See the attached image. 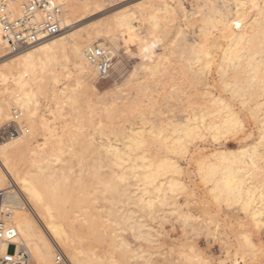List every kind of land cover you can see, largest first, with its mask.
Masks as SVG:
<instances>
[{"label": "bare ground", "instance_id": "obj_1", "mask_svg": "<svg viewBox=\"0 0 264 264\" xmlns=\"http://www.w3.org/2000/svg\"><path fill=\"white\" fill-rule=\"evenodd\" d=\"M57 1L62 5L58 34L9 55L0 46V123L11 118L13 109H19L28 129L0 142V190H6L7 200L15 208L13 224L19 244L37 264H57L56 244L65 248L71 264H153L145 245L155 244L157 237L145 216L163 222L166 212L178 210L174 197L186 191L180 157L194 163V174L207 185L211 196V236L222 253L221 258L213 257L217 264L227 259L231 264L237 260L239 264H264V233L256 227L264 212V0H230L233 6L226 1L225 7L220 3L226 9L212 4L209 14L198 4L186 6L185 0H106L121 4L109 18L92 21L91 31L86 33L74 30L76 23L102 9L105 0ZM161 9L178 11L187 24L200 21L197 25L202 35L195 41L181 23L176 24L174 37L164 45L169 46L168 51L163 49L152 61H143L142 74L133 71L129 83L144 91L149 79L171 75L170 56L175 52L183 59L176 67L182 75L179 86L202 85L200 92L196 89L200 101L188 95L182 115L167 112L172 113L167 116L159 109L155 110L162 113L159 116L144 107L145 112L131 96L123 97L128 103L125 109L91 104L84 96L94 88L92 80L97 75L85 50L105 47L101 40L117 46L108 21L122 39L128 36L141 41L143 49H148L159 38L155 33H168L160 21ZM10 10L18 15L19 4L13 3ZM173 19L175 16H169ZM232 21H239L241 27L234 28ZM219 22L225 27L221 34H213ZM41 97L49 102L44 111L39 106ZM133 109L137 113L132 114ZM96 114L99 118L93 120ZM101 117L110 123L104 126L107 121ZM234 118L243 125L239 132L234 131ZM57 120L61 127L54 126ZM68 121L72 123L66 124ZM206 137L211 141L209 153L198 145ZM151 145L168 154L150 159L144 151ZM117 154L124 163L117 164ZM86 171L102 188L104 204L96 203L97 196L88 201L91 191L82 188ZM234 179L242 183V198L252 204L247 213L239 206V196L232 197L229 206V182ZM217 198L222 203H217ZM177 215L186 226L192 217L179 210ZM102 223L108 228V248L115 260L95 245L83 246L86 232L103 238ZM124 230L138 242L131 245L121 235ZM190 254L180 259L185 264H200L202 258Z\"/></svg>", "mask_w": 264, "mask_h": 264}, {"label": "rangeland", "instance_id": "obj_2", "mask_svg": "<svg viewBox=\"0 0 264 264\" xmlns=\"http://www.w3.org/2000/svg\"><path fill=\"white\" fill-rule=\"evenodd\" d=\"M134 1L138 2L141 0H138V1L134 0ZM116 2H119V1H114V2H110V3H109V1H106V0L103 1L104 6L102 7V9H100L98 11H94L93 13L91 12V14L86 15L87 17L84 16L78 23H76V27L74 28V30H79V28H80L84 33L91 31L92 21L94 22L97 18L98 19L109 18L111 13L113 14V12L116 10V9L114 10V8H118V5L121 4L120 2L118 4ZM135 2H133V3H135ZM184 2H185L186 6H188V5L196 6L198 4L204 13L207 12L206 14H209V12H210L209 7H211L212 4H214L215 6H216V4H217V6L221 5V7L220 6L219 7L222 9H226V8L222 7V4L224 5L226 3H229L230 6H233V5H231V3L233 4V2H230V0H225V1L213 0V3L211 2V4H210V2L207 3L208 1L205 2V0H197V1L185 0ZM201 3H203V4H201ZM220 3H222V4H220ZM224 7H225V5H224ZM159 11L160 12H158V13L161 16L160 21H163V22H161V23H163V26H164L163 28L167 29L168 33H167V35L166 34L163 35V33L161 35L160 32L155 33V34H157V36H159L160 39L157 38L158 40L154 42V45L150 46L146 50L143 49L144 46L142 45L143 42H141V41L139 43H137L136 41L134 42V40L129 39L128 36H125L122 39L121 34L118 31V29L116 30V28L112 24V22L108 21L110 24V32H111L110 35L114 40L117 36L116 43H118V44H117V46H115V44L113 42H111L110 40H101V43H104V46L110 50L111 57H112V65L116 62H120V63H123L125 65V67L130 68L131 71H129L127 73V75H123L121 77V79L119 80V82H117L115 80L105 81L109 85L115 86L118 89L116 91H112L108 95H104L102 91L96 89L95 85L93 84L94 80H92V84H93L94 88H89V90L87 91L88 93L86 92L87 94H85V96H84L85 98L90 100L91 104H93V102H94V103L100 104V106H106L109 108H115L116 107V110L121 109V108L125 109L128 106V103L122 101L123 97L131 96L137 102H139L138 103L139 105L140 104L143 105V106H141L143 109L142 108H140V109L145 110L144 107L146 108V110L151 109L150 111H154V114H152V115L157 114L158 116H159V114L161 115L162 113H156V112L157 111L159 112V110L160 111L162 110V112H164V115L162 114V116H167L168 114H170L167 112H172L173 114L175 113V115L176 114L182 115V113H183L181 110L182 104L184 101H186V99L188 98L187 97L188 95H189V98L191 97L190 98L191 100L200 101L201 96H197L200 93L197 94L196 89H197V92H200V90L202 89V85H199L197 87L186 85V86H183V88L181 86H179L181 84V79L179 78L180 73H178V70H176V67H179L178 65L183 63V59L180 55H178V53L176 54L175 52L172 53V56H170L171 61H172L171 63H173L175 65V67H174V65H171V63L169 65L170 67H173V71L171 72V75H162L161 74L159 76H156L155 78L149 79L148 88L144 91L140 90L141 86L136 87V86H133V84L130 85V83H129V79H130L133 71L138 72L139 75L142 74L143 68L141 67L140 64L143 61H152L154 59V56H156L158 53H161V50H162V52H164V50L168 51L169 46H167L165 48L164 45L168 44L167 41L169 42V39L170 38L172 39V37H174L173 33L175 31V25L176 24L181 23L182 27H184L187 31L186 35H188L189 38H191L195 41H199L198 39L202 35V33L199 31V27L197 25V24L201 23L200 21H195L196 24L194 23L193 25H191V24H187L183 21V19L180 17V13L178 11H175V13L174 12L172 13L171 10H170L171 13L169 11H167L169 13H166V12H164L165 10L162 11V9ZM250 13H251V10L249 9L246 12V15L249 16ZM165 15H167L166 16L167 18L165 17ZM169 16L170 17L175 16V19L169 20ZM224 16H223V18H226V15H224ZM223 22H225V20ZM223 22H219V23L215 24V28L212 29L213 34L214 33L221 34V32L223 31V28L225 27V24ZM233 22L234 21H232V26L234 28H237L235 26V23H233ZM89 28H90V30H89ZM85 29H86V31H85ZM111 29H113L114 31L113 30L111 31ZM82 31H81V33H83ZM112 33H113V35H112ZM119 34H120V38H119ZM113 36H115V38ZM157 36H155V37H157ZM210 36H211V34L208 35L207 37L209 38ZM156 42H158V43H156ZM155 43H156V45H155ZM214 53H218V51L215 50ZM9 58H11V57H9ZM64 62L65 61H61V63H64ZM65 64L68 68L71 69L70 64H68L67 62H65ZM210 74H211V68H210ZM178 78H179V80H178ZM176 80L178 83L173 82ZM172 84H174V85L172 86ZM176 86L179 87L180 89H176L177 88ZM181 88L183 91L181 90ZM218 90H220V89H218ZM218 90L216 89L217 92H218ZM214 92H215V90H214ZM170 93H171V95H169ZM202 100H203V98H201V101ZM114 102L117 104H114ZM112 104H114L113 107H111ZM39 106H40V108L43 109L42 111H44V108L46 109V107L49 106V102L47 103V99L44 97H41ZM146 110H145V112H146ZM155 110H156V112H155ZM129 112H130V110H129ZM135 113H137V111L133 109L132 114H135ZM172 113L170 115H172ZM121 114H124V112ZM97 116L98 115L96 114L94 116L93 120H95V119L98 120L99 116L98 117ZM116 116L117 117L114 119V122L116 120H118V115H116ZM10 120H11V118L7 122H2L3 126L8 124ZM60 121L61 120H57L56 123L58 124V122H59V124L58 125L56 124L57 126L56 125H54V126L55 127H58V126L61 127L62 125H61ZM102 121L103 122L107 121V122L103 123L104 126L105 125L107 126V124L110 123L109 120H106L104 118H102ZM2 123H0V125H2ZM70 123H72V122H69V121L66 122V124H70ZM0 127H2V126H0ZM88 130H92V127H88ZM59 131H60V129H59ZM106 132L108 133V131H106ZM104 137H105L104 135H101L102 139ZM198 145H200L201 147L204 146V152H208L211 150V141L207 137L204 138L203 140L199 141ZM144 153L147 156H149V158L152 160H155V158H158L160 156L168 154V153H165V151L162 148H158L155 145L149 146L144 151ZM169 155L172 156L173 154L169 153ZM173 156H175V155H173ZM177 159L179 160V163L181 164L182 168L185 171V172L183 171L181 173V177H182V180L186 184V191L185 192H179L174 198H175L176 205L178 206V210L182 213H184V212L190 213L192 215L191 220H189L190 222H188L187 226H186V224L184 225L181 222V220H179V217H177L178 216L177 215L178 210H174V209L169 211L168 213L166 212V217L164 218L163 222H161V220H159L160 218H154L153 220H150L148 216H145V218L148 220V222H150L154 226L155 235H156L155 237H157V242H156L157 244L155 243V244L145 245V248L148 250L147 252H149L151 254L150 256L153 258V261H154L153 262L152 258H151V261L153 264H170L172 262H173L172 264H175V262H176V264H178V263L179 264H185L180 259V257L184 254H187V253L188 254L191 253L190 255H192V256L197 255V256L201 257L203 260H207V259L213 258V257L214 258H216V257L221 258L222 253L220 251L219 243L217 242V240L211 236L212 237L211 246L209 247V244H208L209 233H211V196L207 191V185L203 184L198 179V177L194 174L195 173L194 165H193L194 163L189 158L182 159L180 157H177ZM0 160H1V158H0ZM74 168H75V170H77V165H75ZM85 173H87V171ZM87 175L90 177L89 173L84 175L85 179H84V183L82 185L83 186L82 188L84 189L83 191L86 193H89L91 191L90 195L87 194V195H89V196H87V197H89L88 201H90V199L92 200L93 196H97L98 201L96 200V203L100 202V205L104 204V202L102 201L103 199L101 200V198H100L101 191H99L102 188L100 189L98 187L100 185L96 186V184L93 183L91 178H89ZM8 184H9V182H8ZM8 184L6 186H8ZM12 184L13 185L15 184L14 181H12ZM15 186H17V185L15 184L13 188H15ZM85 189H86V191H85ZM87 191H89V192H87ZM98 196H99V199H98ZM89 203L90 202H88V204ZM92 203H93V201H92ZM100 205L98 204V206H100ZM84 210L89 211L88 208H85ZM188 226H190V227H188ZM196 228H197V230H196ZM100 231H101V234L103 236L102 239L97 237V236H94V234H93L94 232H86L84 235L85 239L83 240V246H85V247L91 246V248H92V246L95 245L96 248H98L99 250L105 251V255L107 256V254L110 253V251H109L110 248H108L109 243H107V242H109V240H108L109 236H108V232H107L108 228H106L105 225L102 223V224H100ZM190 231H192L193 233ZM156 232H157V234H156ZM199 233H201V234H199ZM95 235H97V234H95ZM121 235L128 242H130L131 245L138 242V240L136 241L135 239H133V237L131 236V234L128 230L121 231ZM56 247L58 249H61L63 251V253L65 255H68L67 257L70 259L69 254H67L68 252L65 250L64 247H62L58 244H56ZM162 253H164V254H162ZM109 255L110 256H107V257L108 258L111 257L112 258V259L110 258L111 260H113V259L115 260L117 258V257H114L115 254L112 255V253H110ZM165 257H167L169 259V261L167 258L165 260ZM32 259L34 260L33 257H32ZM176 260H178V261H176ZM226 261L228 262V264H231V262L228 259ZM70 264H71V262H70Z\"/></svg>", "mask_w": 264, "mask_h": 264}, {"label": "built area", "instance_id": "obj_3", "mask_svg": "<svg viewBox=\"0 0 264 264\" xmlns=\"http://www.w3.org/2000/svg\"><path fill=\"white\" fill-rule=\"evenodd\" d=\"M18 3L20 13L15 15L10 5ZM62 5L57 0H0V46L5 54L16 53L61 30ZM85 56L96 69L99 77L112 65L111 52L107 47L89 46ZM22 113L13 109L11 120L0 127V141L28 132L21 120ZM15 208L7 200L6 190H0V264H37L29 252L19 244L17 229L13 224ZM57 264H70L61 249L56 252Z\"/></svg>", "mask_w": 264, "mask_h": 264}, {"label": "snow or ice", "instance_id": "obj_4", "mask_svg": "<svg viewBox=\"0 0 264 264\" xmlns=\"http://www.w3.org/2000/svg\"><path fill=\"white\" fill-rule=\"evenodd\" d=\"M244 7H248V6L244 5ZM252 7L255 8L257 7V5L253 4ZM235 26L237 28H240L241 27L240 22L236 21ZM129 71H131V69L125 67L123 63L116 62L113 65H110L109 67L105 68L103 73L99 77H97L96 80L93 81V84L95 85L96 89L102 91L104 95H108L112 91H116L118 89L115 86L109 85L105 81L115 80L119 82L121 77L123 75H127ZM133 75L135 74L133 73ZM32 115L34 116L36 115V113H32ZM242 127L243 125L240 123V121L234 118V131L239 132L242 129ZM261 143L264 144V130H262ZM116 162L118 165L124 163V161L120 159L119 154H117ZM242 191H243L242 183L239 181V179H234L230 181L229 182L228 203H229V206L231 207L232 197L239 196L240 197V199L238 200L239 206L242 207L243 210L247 213L251 210L252 204L250 202H246L242 198ZM262 201H264V189H262ZM217 203H222V201L219 198H217ZM253 219L254 220L256 219L255 216H253ZM256 227L259 228L262 233H264V212L260 213V220L257 221ZM262 239H264V237H262ZM211 240H212L211 233H209V241H208L209 247L211 246ZM221 244H223L222 241H221ZM262 251H264V247H262ZM222 252H223V248H222ZM9 264H12V262L9 261ZM200 264H217V261L214 258H209L207 260L202 259L200 261ZM219 264H228V262L226 260H220ZM236 264H239V260L236 261Z\"/></svg>", "mask_w": 264, "mask_h": 264}]
</instances>
